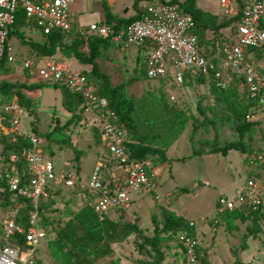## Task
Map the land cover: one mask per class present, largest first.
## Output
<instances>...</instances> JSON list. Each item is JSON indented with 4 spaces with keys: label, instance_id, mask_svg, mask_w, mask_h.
<instances>
[{
    "label": "built area",
    "instance_id": "obj_1",
    "mask_svg": "<svg viewBox=\"0 0 264 264\" xmlns=\"http://www.w3.org/2000/svg\"><path fill=\"white\" fill-rule=\"evenodd\" d=\"M73 1L0 0V60L17 62L10 31L16 23L19 9H22L45 35L60 31L67 37L76 33L85 40L98 36L111 39L123 50L131 47L141 50L149 80L171 76L175 83L182 85L186 75L190 74L210 78L222 89L238 85L254 102L247 121H261V115H264V63L258 62L253 54L264 52V0H220L221 19H232L233 23L229 32L224 33V46L219 50L217 44L218 52L215 54L203 47L193 17L178 4L140 0L136 11L139 18L126 29L117 31L108 23H94L88 27L76 25L69 13ZM236 18L237 21L234 20ZM22 70L29 80L64 85L82 97L80 114L90 122L93 130L98 131L100 152L87 183L76 179L71 172L57 173L52 159L42 149L43 140L24 128L25 111L17 99L7 102L0 96L3 133L14 134V141L24 138L31 142L21 158L17 155L11 157L15 165L22 161L25 173L20 175L16 166L13 167V171L6 175L7 185L15 197L28 199L33 205L26 227L16 220L22 204L15 205L13 217L3 222L7 243L0 247V264L36 263L39 248L47 238V232L41 225V200L57 194L61 188L90 194L92 198L87 204L101 219L118 211L128 212L134 192L161 199L158 191L163 168L152 167L150 162H142L129 155L125 149L126 127L84 72L71 70L65 61L51 59L23 61ZM170 101L176 102V97L171 96ZM243 158L247 164L246 181L232 198L219 199V214L234 211L264 213V153L254 151ZM195 224L189 222L190 227ZM18 234L24 235V244L13 241ZM179 239L190 263L196 264L198 245L195 238L185 231L179 234Z\"/></svg>",
    "mask_w": 264,
    "mask_h": 264
},
{
    "label": "rangeland",
    "instance_id": "obj_2",
    "mask_svg": "<svg viewBox=\"0 0 264 264\" xmlns=\"http://www.w3.org/2000/svg\"><path fill=\"white\" fill-rule=\"evenodd\" d=\"M135 1L117 0L110 10L113 14H118L117 16L128 18L130 17L128 15L134 13ZM150 1L159 2L160 0ZM197 5L203 11L221 17L220 0H198ZM69 13L72 22L81 27H88L94 23H106L104 0H74L70 5ZM228 32L229 28L223 31L225 34ZM26 33L28 39L44 41L40 31L27 30ZM211 37H213L211 33L202 34L200 39L204 48H207V41ZM11 43L17 62L8 65L10 74L0 76V82L30 84L29 80H25L22 62H35V54L17 37L11 38ZM84 52L89 53L88 49ZM57 56L61 57V55ZM67 62L74 71H87V67L78 63L79 61L74 58L68 59ZM140 62L139 60L137 65L128 63L127 59L117 57L113 51L111 54L103 51L98 58L101 71L110 77L112 85L119 86L128 83L122 90V96L135 105L133 119L138 134L145 136L148 144L164 148L163 143L165 142L152 141L153 136L157 133L166 135V128L169 127L168 121L175 119L179 111L186 114L190 121L180 138L167 149V156L173 159L172 162L162 163L159 156H149L147 159L148 162L163 168L161 186L158 191L161 199L142 192L132 193L131 198H135V203L126 213V219L137 222L146 236H153L152 213L158 215L161 223V209L170 210L176 216L196 223L192 231L200 255V258L198 255L196 264H205L201 258L206 259L208 264H264V220L256 224L249 220L236 218L234 215L223 219L220 214H217L219 199L221 197L232 198L236 190L246 181L247 164L243 155L233 150L228 156L211 154L189 158L194 150L190 141L194 126L198 127L194 139L196 149L211 150L216 146H224L228 142L237 141L239 135L234 127L233 116L224 103L216 101L211 95V85L207 82L199 83L195 80L182 86L173 85L175 80L167 83L150 81L141 75ZM93 77L96 80L95 88L99 90L101 82L95 76ZM240 88L241 93H245V89ZM35 92L36 97L28 95L34 99L39 118L35 120L29 112H26L24 128L31 135L43 140L42 149L52 157L57 173L71 172L76 179L84 183L89 182L100 152V144L94 136L90 122L82 116L79 123L73 121L69 127H64L72 119L73 113L68 112L63 105V90L47 87ZM162 96L163 102L160 103L161 108L157 111L158 117L153 123L149 119L154 120L156 111L150 109L147 117V110L151 100L160 99ZM171 96L176 97L174 105L168 100ZM199 103H201L203 112L201 108H198ZM59 124L63 128L50 134ZM2 133L0 127V180L9 168V151L2 140ZM251 137L252 148L256 151L260 149L264 151V115H261V121ZM249 138L250 135L245 141H249ZM70 144L77 147L83 154L79 167L74 159L75 151L69 147ZM182 158L188 159L186 161L177 160ZM184 188H187L188 192H182ZM4 191L5 189L0 187V247L7 243L3 222L12 217L10 210L5 206L6 193ZM85 197V193L77 190L62 191L61 195L54 197L57 200L53 206L56 211L54 216L57 213L56 216L61 218L64 213L69 216L72 212H77L84 205ZM245 236H247L248 249L243 251L240 247ZM12 242L10 240V243ZM138 243H141V239L133 234L126 242L113 246L114 252L110 258L96 264H141L142 261H152L146 252L138 249ZM41 249L42 264H58L47 253L46 241L42 242ZM161 250L165 254L163 264H192L177 234L162 241Z\"/></svg>",
    "mask_w": 264,
    "mask_h": 264
},
{
    "label": "trees",
    "instance_id": "obj_3",
    "mask_svg": "<svg viewBox=\"0 0 264 264\" xmlns=\"http://www.w3.org/2000/svg\"><path fill=\"white\" fill-rule=\"evenodd\" d=\"M139 1L140 0H136L134 3V15L124 18L114 15L110 10L107 0H104L106 23L113 25L117 31L126 29L132 22L139 18L136 12ZM162 1L165 3L178 4L186 13H189L196 23L197 33L200 38L202 37V34L205 33L213 34V37L209 38L207 41L206 47L209 53L215 54L218 52V48L220 50V48L224 46L226 39H224L225 36L223 31L231 26L233 23L232 19L223 20L220 16L203 11L198 8V0H184L183 2L179 0ZM234 20L237 21L238 18ZM27 30L40 31L36 27L35 22L28 19L24 11L19 9L16 23L10 31V40L13 37H17L23 45L29 46L33 54H35L36 62L44 59L61 60L60 57L57 56L61 55V57L67 59L74 58L81 64L91 66V70L84 71V73L91 83L95 84L96 82L93 76L101 82L98 93L101 97H104L109 101L110 108L118 114L120 122L126 127L128 135L125 143V149L132 158L138 159L142 162H148L147 159L149 156H159L162 163L173 161V159L168 158L167 149L172 146L175 140L180 138L182 133L187 128L190 118L186 114L182 113V111H179L175 119L168 121L169 127L166 128V135L157 133L153 136L152 141L162 140L165 142L163 143L165 145L164 148L148 144L146 142V137L138 134V129L133 119L135 111L134 103L125 100L122 96V90L128 85V83H123L119 86L112 85L110 77L101 71L100 65L97 62L98 58L102 55L103 50L109 48L111 44H113L111 39L91 36L88 40H85L76 33H72L69 37H67L60 31H54L49 35H45L40 31L44 41L39 42L34 39L26 38ZM210 47L212 48L211 51ZM85 49H88V54L84 52ZM140 52L142 54L139 57V60L141 61V75L147 78L145 58L141 50ZM253 56L258 62L264 63L263 51L254 52ZM9 64L10 62L7 60H0V76L10 74V68L8 67ZM173 80L174 79L171 76H168L165 79L155 81L167 83ZM195 80H198L199 83L207 82L210 84L211 95L216 101L226 105L227 110L233 116L234 127L239 135V139L237 141L228 142L224 146H216L211 150L196 149L194 146V139L198 132V127L194 126L190 137L194 150L189 158L211 154H222L223 156H228V154L233 150L239 151L242 155L256 151L251 146V134L254 132L260 121H247V117L254 105V102L247 96L246 92L242 94L240 91L241 88L234 84L227 89L219 88L215 85L212 79L203 75L187 74L182 86ZM176 84L177 83H174L173 85ZM47 87L62 89L63 105L68 112L73 113L72 119L69 120L64 127H69V124L73 121H75L74 123H79L82 119V115L80 114L82 97L79 94L71 92L64 85H49L43 82L26 84L2 81L0 82V96H2L7 102H12L17 99L25 113L29 112L35 120H38L39 117L38 112L36 111L34 99L29 97L27 92H35ZM168 100L171 104H175V102L172 103L170 101L169 97ZM161 102H163V96L160 99H155L154 101L151 100L150 102L149 109L147 110V117L150 109L155 110L156 116L154 120L149 119L153 123L155 122L156 117H158L157 111L161 108ZM198 108H201V111L203 112L201 103L198 104ZM62 128L63 127L59 124L53 131L50 132V134L56 133V131ZM248 135H250L249 141H245ZM1 136L9 151V168L0 180V187L4 188V192L6 193L5 206H7L10 210L11 216L13 217L15 205L22 204L19 213L16 215V220L21 225L26 227L28 225V218L33 209V205L30 200L15 197V195L10 192L6 181V175L12 172L14 169L13 167L15 166L18 174L24 175L25 167L22 161L16 163L15 165L11 162V157L13 155H17L21 158L22 152L31 146V142L29 139L24 138H18L14 141V134L5 135L2 133ZM94 136L99 144V135L96 129H94ZM69 147L75 151L74 159L79 167L83 154L72 144H70ZM259 152L264 153L262 149H260ZM45 154L52 159L49 154ZM187 159L188 158H182L177 160L186 161ZM151 165L152 167H156V164L151 163ZM64 190L71 191L73 189L61 188L57 194L46 200H41L40 203L41 225H43L47 232V238L45 240L47 242V253L58 264H96L101 260L110 258L114 252L113 246L126 242L133 234H136L141 239V243H138L137 245L138 249L146 252L152 259V261H142L141 264H163L165 261V254L161 250L162 241L171 238V235L173 234H177L179 238V234L185 231L194 236L192 231L195 226L190 227L186 218L178 217L172 211L166 209H161V223L159 222L160 219L158 215L156 213H152L151 220L154 226L153 236H146L144 230L137 222L127 220L125 217L127 213L126 211H118L117 214L105 216L101 219L100 216L96 214L95 211L87 204V202L92 198L88 193H86L85 201L83 202L84 205L77 212H72V215L69 216H66V213H64V216L61 218L56 216L58 215L56 213L55 217L54 213L56 211L53 206L57 200L54 197L56 195H61ZM183 191L188 192V189L184 188L182 189V192ZM220 215L223 219H228L229 216L234 215L236 218L249 220L256 224L261 220H264V213L246 214L244 212L234 211L226 212ZM246 237L247 236L243 239L240 250L246 251L248 249ZM13 241L24 244V235L18 234ZM197 251L199 255V247L197 248ZM41 253L42 249L40 246L35 264H42ZM201 261L208 264L204 258H201Z\"/></svg>",
    "mask_w": 264,
    "mask_h": 264
},
{
    "label": "crops",
    "instance_id": "obj_4",
    "mask_svg": "<svg viewBox=\"0 0 264 264\" xmlns=\"http://www.w3.org/2000/svg\"><path fill=\"white\" fill-rule=\"evenodd\" d=\"M117 0H108V4H109V6H110V8L113 6V4L116 2ZM133 11H134V9H133ZM134 13H135V11H134ZM134 13L132 14V15H134ZM114 15H118V14H114ZM132 15H128V16H132ZM125 18V17H124ZM104 51V53H107V54H111L112 53V51L114 52V54L115 55H117V57H121V58H123V59H127V61H128V63H132V64H134V65H137V63H138V61H139V57L142 55L141 54V52H140V50H138L137 48H135V47H131V48H128V49H126V50H123V48L119 45V44H117V43H115V42H113V44H111V46L109 47V48H107V49H104L103 50ZM121 54L123 55V56H121ZM61 58V57H60ZM64 58V57H63ZM61 58L62 60H64L65 62H67V58ZM97 62H98V60H97ZM68 63V62H67ZM78 63H80V62H78ZM81 64V63H80ZM81 65H83V66H86L87 67V70H91V66H89V65H85V64H81ZM71 69V68H70ZM72 70V69H71ZM74 71V70H73ZM86 71V70H85ZM81 72H84V71H81ZM25 80H29L26 76H25ZM30 82V84H35V83H40L37 79H33V80H29ZM23 82H25V81H23ZM27 84V83H26ZM36 92H27V95L29 94V95H32V96H35L36 97V94H35ZM28 95V96H29ZM243 157H244V155H243ZM132 199V205L135 203V198L134 197H132L131 198Z\"/></svg>",
    "mask_w": 264,
    "mask_h": 264
}]
</instances>
